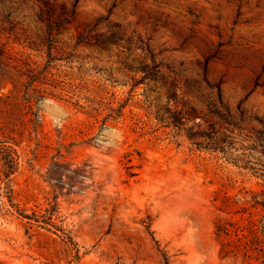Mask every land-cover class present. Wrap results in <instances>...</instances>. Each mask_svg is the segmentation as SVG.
Here are the masks:
<instances>
[{"label": "rangeland", "instance_id": "1", "mask_svg": "<svg viewBox=\"0 0 264 264\" xmlns=\"http://www.w3.org/2000/svg\"><path fill=\"white\" fill-rule=\"evenodd\" d=\"M10 39L27 63L18 89L0 68V264H264V0H0ZM153 58L204 137L158 121L168 88L134 86Z\"/></svg>", "mask_w": 264, "mask_h": 264}, {"label": "trees", "instance_id": "2", "mask_svg": "<svg viewBox=\"0 0 264 264\" xmlns=\"http://www.w3.org/2000/svg\"><path fill=\"white\" fill-rule=\"evenodd\" d=\"M48 6L49 11L44 12V19L42 18V20L47 23L48 28L51 30H62L65 28L64 26L67 22L75 20L78 16L77 1L71 3V5L61 4L60 12L57 10V6L51 4H48ZM88 35L89 34H87L86 31H80L76 37V47L98 44L103 48H109L110 46L120 44L124 40L122 33L119 31H113L110 35H100L97 42L91 41ZM25 63H27V61H25V53L15 50L12 39L5 43H0V68L2 66L4 67L5 82L12 83L16 89H18L21 82ZM132 71L137 74L143 73L141 78L133 77L135 87L152 81L155 82V84L161 83L162 89L168 88L169 95L167 97V104H159L156 115L158 121L162 123L164 127L177 129L181 132L185 131L186 136L191 140L204 137L203 135L192 131L193 128L189 129L187 126L191 122H193L194 125H201L200 123H197V119L206 118L200 113L195 105L181 99V94L179 93L181 86L178 82L170 81L167 78L163 71V65L161 62L153 58L151 64L143 63L141 66L133 69ZM38 82L39 80L37 79H33L32 81V85H34L35 89L39 86L37 84ZM191 92V89L184 91L185 94H192ZM162 96L163 95H161L160 98H162ZM209 138H211V143L208 144L207 148L213 151L220 149L218 143H216V138L211 136ZM244 237L247 236L245 234L240 235V239Z\"/></svg>", "mask_w": 264, "mask_h": 264}]
</instances>
